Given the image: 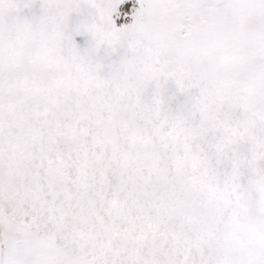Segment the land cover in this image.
I'll list each match as a JSON object with an SVG mask.
<instances>
[{"label": "snow or ice", "instance_id": "1", "mask_svg": "<svg viewBox=\"0 0 264 264\" xmlns=\"http://www.w3.org/2000/svg\"><path fill=\"white\" fill-rule=\"evenodd\" d=\"M0 264H264V0H0Z\"/></svg>", "mask_w": 264, "mask_h": 264}]
</instances>
